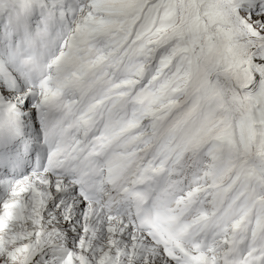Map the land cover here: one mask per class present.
<instances>
[{"label":"snow or ice","instance_id":"6c2138e0","mask_svg":"<svg viewBox=\"0 0 264 264\" xmlns=\"http://www.w3.org/2000/svg\"><path fill=\"white\" fill-rule=\"evenodd\" d=\"M0 264H264V0H0Z\"/></svg>","mask_w":264,"mask_h":264}]
</instances>
